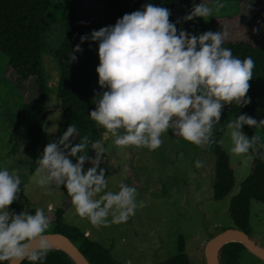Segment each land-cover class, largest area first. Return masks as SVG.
<instances>
[{
  "label": "clouds",
  "instance_id": "obj_1",
  "mask_svg": "<svg viewBox=\"0 0 264 264\" xmlns=\"http://www.w3.org/2000/svg\"><path fill=\"white\" fill-rule=\"evenodd\" d=\"M224 6L219 0L214 6L194 4L183 19L206 20ZM170 15L168 8L148 3L143 10L123 15L114 26L80 37L81 43L99 42L96 72L103 91L94 98L96 108L90 118L106 129V134L111 133L118 148L135 146L154 151L170 129L174 135L202 147L210 142L213 126L220 123L225 105L235 102L243 107L251 103L247 93L253 78V59L241 60L231 49L223 48L226 33H178ZM82 51L77 44L69 54V62L76 61L74 53ZM244 125L264 127V119L241 114L226 125L231 130L229 152L242 157L247 167L254 158L250 150L256 153L260 137L249 139L242 132ZM75 132L71 124L59 140L46 145L36 161V183L41 187H66L76 213L93 226L126 222L145 202H137V189L123 182L118 192H105L108 181L100 168L105 149L96 141L91 147L96 151L94 159L78 155L87 147L88 137L73 146L70 137ZM86 161L93 165L87 171ZM195 166L202 168L204 163L197 160ZM21 183L17 172L0 170V262L7 264L42 261L51 247L45 235L50 220L43 208H37L34 215L26 210L19 214L9 211L18 199Z\"/></svg>",
  "mask_w": 264,
  "mask_h": 264
},
{
  "label": "rangeland",
  "instance_id": "obj_2",
  "mask_svg": "<svg viewBox=\"0 0 264 264\" xmlns=\"http://www.w3.org/2000/svg\"><path fill=\"white\" fill-rule=\"evenodd\" d=\"M75 0H54L50 18L54 20L46 27L47 50L43 53L45 79L48 92V115L39 145L38 155L42 157L44 148L56 141V131L61 111L57 96L59 78L58 67L52 52L64 40V29L59 21L65 11H69ZM179 15L190 14L194 4L205 3L214 6L216 0H182ZM225 6L206 18L182 20L176 27L192 35L207 31L226 33L224 40H251L264 43V0H219ZM75 14L100 28L106 25L103 17V0H77ZM226 23L233 29H223L217 20L225 16ZM184 16V17H185ZM183 17V18H184ZM225 19L219 20L224 21ZM116 23L112 24L113 26ZM257 29L258 31H253ZM99 42L92 41L91 55L94 74L95 97L103 91L96 72L98 67ZM7 55L0 53V170L8 169L18 173L22 183L21 192L34 209L43 208L50 220L45 233H54L53 217L59 209L65 208L63 222L78 228L88 238L107 248L119 264H158L178 253L179 237L185 239L186 253L192 264L206 263L205 246L212 235L233 227L229 212L230 200L239 193L241 185L251 170V161L243 166L242 157L231 155L230 132L226 127L235 119L230 106L225 105L221 121L214 124L210 142L197 146L184 139H178L170 129L162 135L163 144L156 150L129 146L118 148L111 133L98 124L102 132L99 141L105 149L100 168L105 170L108 187L105 192L119 191L121 182L137 189V202L144 201L143 208H137L135 215L126 222L110 223L109 226H93L88 219L76 213L71 200L66 202V192L52 185L41 187L36 183L35 172H31V160L25 155L27 142V117L31 104L37 98L34 79L17 86V79L8 66ZM11 83H14L13 87ZM16 87L22 90L23 98ZM123 129L120 130L121 134ZM242 132L244 130L242 128ZM75 133L70 137L73 144ZM223 141V143H221ZM221 147L229 154L234 167L235 185L223 199L213 198L215 172V148ZM250 154V153H249ZM92 149L90 158H95ZM203 161L204 167L197 168L195 162ZM86 171L93 165L86 161ZM125 168L127 171H124ZM103 194V193H101ZM98 198L94 197V199ZM30 213V212H29ZM34 215L35 213H30ZM112 220L111 215L108 217ZM250 237L264 247V205L251 201ZM244 264H264V261L249 252L244 256ZM7 264V262H0Z\"/></svg>",
  "mask_w": 264,
  "mask_h": 264
},
{
  "label": "trees",
  "instance_id": "obj_3",
  "mask_svg": "<svg viewBox=\"0 0 264 264\" xmlns=\"http://www.w3.org/2000/svg\"><path fill=\"white\" fill-rule=\"evenodd\" d=\"M54 0H0V53L7 55L8 66L11 73L17 79V86L34 79L37 87V98L31 104L27 117V142L24 153L31 160V172L34 173L39 159L38 149L45 129L48 115V92L45 79V69L43 53L47 50L45 41L46 27L51 22L50 13L53 11ZM75 0L70 10L63 13L59 20L64 29V40L58 48L52 52L53 59L58 67L59 78L57 85V96L60 101L61 111L56 131V141L67 131L69 125L74 124L76 128L73 146L81 143L84 137H88V145L85 150L78 155H92V143L102 139V132L98 124L90 118V112L95 110V89L94 74L92 69L93 59L91 55L92 41L81 43L80 37L90 34L98 29L93 23L78 17L75 14ZM152 3L156 6L168 8L171 12L170 22L176 26L183 20L185 15H179L182 0H103V17L106 26L112 25L125 14H130L137 10H143L145 4ZM225 16L221 21L217 20V25L221 24L223 29H233L232 23H226ZM179 21V23H177ZM79 44L82 52H75L77 60L70 63L69 54ZM223 48L232 50L235 57L243 60L251 57L254 61L253 78L249 81L250 89L247 96L251 98V103L240 107L235 102L230 106V111L234 118L241 114H247L257 120L264 119V43L251 40H224ZM14 87L15 84L11 83ZM23 86V85H22ZM19 95L23 98L22 90L16 87ZM244 134L249 139L253 135L260 137L257 151L250 155L251 170L241 185L238 194L230 200L229 212L233 221V227L241 229L250 234L251 201L256 200L264 205V127H251L244 125ZM178 139L182 137L175 135ZM215 172L213 179V198L223 199L227 196L235 185L234 167L231 165L229 154L221 147L215 148ZM76 163L77 159L72 158ZM86 171V163L84 164ZM54 188L65 191L66 187ZM71 197L66 195V202ZM35 213L33 205L27 197L20 191L18 199L9 207L10 212L17 214L22 211ZM65 208H61L53 216L56 222L54 232H59L70 237L80 250L93 264H119L104 246L94 242L76 227L63 222ZM215 235H212L214 237ZM249 250L239 241H232L225 244L220 250L221 264H244V256L249 255ZM251 253V252H250ZM21 264H75L72 259L62 250L50 249L45 259L42 261L24 260ZM158 264H192L186 253L185 239L179 237L178 253ZM206 264V263H204Z\"/></svg>",
  "mask_w": 264,
  "mask_h": 264
},
{
  "label": "water",
  "instance_id": "obj_4",
  "mask_svg": "<svg viewBox=\"0 0 264 264\" xmlns=\"http://www.w3.org/2000/svg\"><path fill=\"white\" fill-rule=\"evenodd\" d=\"M45 235L49 239L50 249L64 251L75 264H93L67 235L59 232L45 233ZM236 237L241 239L239 242H242L252 254L264 261V247H261L253 241L245 231L230 227L207 241L205 246L206 264H221L220 250L225 244L234 241L233 238Z\"/></svg>",
  "mask_w": 264,
  "mask_h": 264
},
{
  "label": "bare ground",
  "instance_id": "obj_5",
  "mask_svg": "<svg viewBox=\"0 0 264 264\" xmlns=\"http://www.w3.org/2000/svg\"><path fill=\"white\" fill-rule=\"evenodd\" d=\"M234 241H241L239 237L233 238Z\"/></svg>",
  "mask_w": 264,
  "mask_h": 264
}]
</instances>
